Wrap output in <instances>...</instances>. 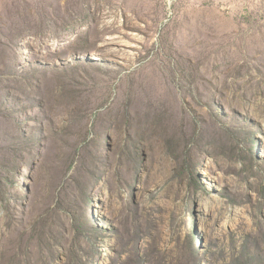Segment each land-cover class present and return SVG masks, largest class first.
I'll list each match as a JSON object with an SVG mask.
<instances>
[{"label": "rangeland", "instance_id": "rangeland-1", "mask_svg": "<svg viewBox=\"0 0 264 264\" xmlns=\"http://www.w3.org/2000/svg\"><path fill=\"white\" fill-rule=\"evenodd\" d=\"M0 264H264V0H0Z\"/></svg>", "mask_w": 264, "mask_h": 264}]
</instances>
